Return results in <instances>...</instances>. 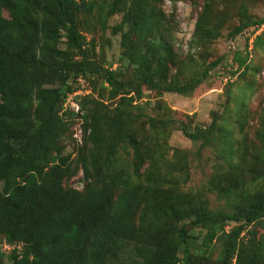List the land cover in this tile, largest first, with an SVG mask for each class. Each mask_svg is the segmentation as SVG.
<instances>
[{"label":"trees","instance_id":"16d2710c","mask_svg":"<svg viewBox=\"0 0 264 264\" xmlns=\"http://www.w3.org/2000/svg\"><path fill=\"white\" fill-rule=\"evenodd\" d=\"M164 1L180 0H0V237L13 245L8 254L0 248V264H210L215 240L221 241V255L214 264H264L263 240L253 234L241 239L247 226L264 227V163L254 167L264 158H251L255 164L246 171L247 183L245 158L235 162L233 147L224 145L228 170L217 182L233 196L230 211H212L192 196L185 201L167 195L156 183L160 174L152 162L141 187L118 164L120 146L131 144L140 154L138 131L125 105L141 97V85L189 95L222 59L209 62L186 83L169 81L181 59L173 39L178 23L163 12ZM223 1L224 10L233 13L229 4L236 0H215ZM217 11L212 0H203L191 46L218 37L227 19ZM115 14L122 15L113 29L121 31V52L119 65L111 69L92 58L93 40L88 42L83 30L105 28ZM234 15L239 21L230 27V37L264 26V16L254 18L243 3ZM250 39L244 54L233 55V63L244 70ZM255 48H264V28L252 39ZM79 77L92 81V90L97 89L94 78L100 80L107 98H118L111 116L100 113L103 101L91 91L75 99L82 114L64 108L68 95L79 89ZM78 118L85 144L72 157L64 153L63 140ZM260 118L264 121V107ZM148 121L168 125L154 117ZM216 129L226 140L231 136L215 119L204 128L181 127L191 141L203 143ZM258 136L264 145V134ZM135 160L137 173L143 158ZM79 169L82 190L69 184ZM256 180L261 184L251 186ZM231 222L235 225L226 230Z\"/></svg>","mask_w":264,"mask_h":264},{"label":"rangeland","instance_id":"374dc122","mask_svg":"<svg viewBox=\"0 0 264 264\" xmlns=\"http://www.w3.org/2000/svg\"><path fill=\"white\" fill-rule=\"evenodd\" d=\"M212 1L218 9L217 12H222L227 21L217 38H211V41L197 47L190 45V39L203 0H180L175 3L164 1L160 5L163 12L166 15H174L178 23V27L173 32V39L181 61L177 69L169 73V81L177 84L186 83L193 76L200 74L209 62L219 57L222 59L189 95L165 92L141 85V97L134 98L133 105H125V109L131 113V122L135 126L133 129L136 128L138 131L136 136L139 139L138 149L143 156L135 153L133 146L127 144L120 146L117 158L119 166L121 165L128 171L132 183L136 186L141 187L147 184L146 175L148 173L144 171L148 163L152 162V167L160 174L156 183L161 182V188L167 195L172 194L175 195L174 197L180 195L185 201L192 196L195 200L202 201L203 205L212 211H230L235 204L233 196L222 190L220 183L217 182L218 178L228 170L227 161L222 155V150L226 149L224 145L233 147L235 162H242L245 158L247 165L243 168V179L245 177L247 183L250 174L246 171L255 164L250 162L251 158H264L263 141L258 136L264 134V128L261 127L264 121L260 118L264 107V48L251 50L250 44L249 61L246 62L245 70L238 67L237 63H233V55L236 51L244 54L247 37L253 39L264 26H260L259 29L255 28V30H253L255 26H251L235 37H230L229 31L230 27L239 21L234 13L240 3L246 5L249 13L258 19L264 16V0H236L235 3L229 4L233 10L231 14L224 10L225 1L220 4L215 0ZM121 19V14H115L107 20L105 28L96 27L90 32L83 30L86 40L88 42L93 40V45L89 44V49L93 48L90 53L92 58L111 69H116L119 65L121 31L114 32L113 29ZM94 81L97 85L96 90L91 88L92 81L83 77L76 79L75 85L79 87V93L68 96L64 108L82 114L75 99L91 91L93 97L103 101V107H99L100 113H107L111 116L118 98L109 100L105 95L106 90L104 92L100 88L101 81L96 78ZM106 87L108 88L107 85ZM101 93L103 96L100 95ZM241 113L245 120L243 128L238 120ZM148 117L168 120V125L152 126ZM213 119L216 120L218 128L226 129L231 133L229 139L226 140L224 134L216 129L207 143L191 141L181 130L183 125L192 129L207 127ZM83 130L81 118L76 119L63 140L65 154L70 153L73 157L77 150L85 144ZM141 157L143 164L139 171L134 173L133 163L136 162L135 159L139 161ZM263 163L256 162L255 169L263 168ZM263 169L262 172H264ZM81 178L82 171L79 169L69 180V184L82 190L84 184ZM260 184V180H256L251 183V186ZM234 225L235 222L229 223L226 230ZM193 231L197 234L204 233V230L200 228H193ZM251 234L256 239L261 238L264 242V227H260L259 224L247 226L241 239L246 241ZM4 241V238L0 237V248L2 249ZM5 250H3L5 254H8L7 249ZM208 254L210 264H214L221 255L220 240L213 242ZM5 262L8 263L7 259Z\"/></svg>","mask_w":264,"mask_h":264},{"label":"built area","instance_id":"2783aa9c","mask_svg":"<svg viewBox=\"0 0 264 264\" xmlns=\"http://www.w3.org/2000/svg\"><path fill=\"white\" fill-rule=\"evenodd\" d=\"M250 40H252V39H250ZM250 44H251V42H250ZM76 93H79V91H77V92H74V93H72V96L74 95V94H76ZM69 96H71V95H69ZM3 249L2 250H4V251H6L5 249H7V251L9 252L10 251V247L11 248H13V245L11 246L10 244H8V243H6L5 241H4V243H3ZM234 264V263H233Z\"/></svg>","mask_w":264,"mask_h":264},{"label":"clouds","instance_id":"9594fccd","mask_svg":"<svg viewBox=\"0 0 264 264\" xmlns=\"http://www.w3.org/2000/svg\"><path fill=\"white\" fill-rule=\"evenodd\" d=\"M69 96V95H68ZM64 107H65V105H64Z\"/></svg>","mask_w":264,"mask_h":264}]
</instances>
